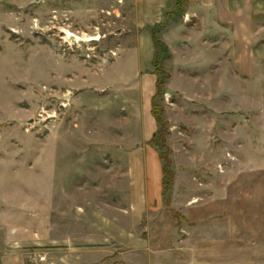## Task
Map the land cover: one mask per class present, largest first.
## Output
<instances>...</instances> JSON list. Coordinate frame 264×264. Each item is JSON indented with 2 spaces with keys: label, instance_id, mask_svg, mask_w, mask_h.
Instances as JSON below:
<instances>
[{
  "label": "rangeland",
  "instance_id": "374dc122",
  "mask_svg": "<svg viewBox=\"0 0 264 264\" xmlns=\"http://www.w3.org/2000/svg\"><path fill=\"white\" fill-rule=\"evenodd\" d=\"M127 4L0 0V261L15 252L22 264H52L81 253L83 264H124L118 231L129 223L143 235L155 224L147 215L139 224L122 211L129 206L120 196L124 172L137 157L129 154L135 147L123 150L119 135L135 138L140 131L131 117L147 93L131 86L128 108L101 117L75 109L74 91L63 84L74 62L111 65L139 47L141 33L125 19ZM256 30L253 75L230 74L232 60L225 76L191 60L192 84L177 77L171 85L187 91L166 85L155 101L167 122L172 171L176 161V167H201L209 182L218 172L229 180L236 165L253 159V227L264 228V29ZM167 53L162 63L170 74L169 48ZM133 63L121 61L111 79L120 80L123 72L133 78ZM154 72L150 62L144 74ZM224 79L219 92L217 82ZM218 96L226 99L223 110ZM159 129L150 120L141 132L149 139ZM197 135L208 136V152L195 146ZM165 194L171 206L170 190Z\"/></svg>",
  "mask_w": 264,
  "mask_h": 264
},
{
  "label": "crops",
  "instance_id": "0c3cea01",
  "mask_svg": "<svg viewBox=\"0 0 264 264\" xmlns=\"http://www.w3.org/2000/svg\"><path fill=\"white\" fill-rule=\"evenodd\" d=\"M178 2L127 0L125 19L128 26L141 33L136 41L139 47L111 65L74 62L67 69L68 77L72 76L68 82L66 78L63 82L74 91L71 98L75 109L101 117L128 108L131 86L134 91L147 93V98L145 96L143 104H138L137 113L131 117L140 131L135 138L126 132L125 139L119 135L123 150L135 147L128 153L137 157V162L124 172L120 196L129 206L122 211L135 216L137 223L140 224L147 215L154 218L155 224L143 235L134 234L129 223L120 231L112 226L120 239L119 256L124 264H264V228L253 227V181H249L253 180V159H248L244 166L236 165L231 179L227 180L225 174L218 172L212 182L204 179L206 172L201 167H176V161H173L171 206H167L159 148L149 142L153 135L148 139L146 133L141 132V129L145 131L147 123L150 125V120L158 126L152 116L158 76L155 72L149 75L150 78L144 74L150 62L153 63L154 29L164 25L157 37L171 50L173 62L169 70L172 76L166 84L171 90H186L184 87L172 88L177 77L187 85L192 84L187 70L197 63L204 62L212 74L225 76V63L232 60L230 74L251 76L255 58L252 45L261 32L256 29H264V0H188L184 13H179ZM128 59L135 61L133 78H127L123 72L120 80L113 81L109 72ZM191 60L196 63L190 67ZM136 75L141 79L134 80ZM216 89L224 92L225 79L217 82ZM112 96L117 99L115 105ZM217 100L218 108L223 110L226 99L218 96ZM127 120L125 124L128 125ZM205 138L197 135L193 142L201 151L206 149L208 152ZM180 152L183 153L182 149L177 148L176 153ZM235 174L238 177L234 178ZM6 256L0 264H22L15 252ZM73 256L74 259L57 258L52 264H83L86 260L81 253Z\"/></svg>",
  "mask_w": 264,
  "mask_h": 264
},
{
  "label": "trees",
  "instance_id": "16d2710c",
  "mask_svg": "<svg viewBox=\"0 0 264 264\" xmlns=\"http://www.w3.org/2000/svg\"><path fill=\"white\" fill-rule=\"evenodd\" d=\"M188 0H179V13H184V5L186 4ZM164 25H158L154 29V41H155V53H154V59H153V67L155 69L156 75L160 78H158L156 83V93L153 97V104H152V113L154 118L156 119L157 125L161 128L159 131L156 132V134L152 137V142L155 144L159 150H160V158L163 162V172H164V180H163V195L164 198L166 197V194L170 187L173 184L174 181V173L172 171V160L170 158L171 149L169 145L167 144V140L165 138V132L167 127V122L163 120V108L155 101V98L157 96L163 95L164 89L167 83V80L170 79L169 72H167V69L162 63V59H166L169 57L167 51L168 46L157 37L158 31L163 27ZM170 58V57H169ZM167 201H169V197L166 198Z\"/></svg>",
  "mask_w": 264,
  "mask_h": 264
},
{
  "label": "built area",
  "instance_id": "2783aa9c",
  "mask_svg": "<svg viewBox=\"0 0 264 264\" xmlns=\"http://www.w3.org/2000/svg\"><path fill=\"white\" fill-rule=\"evenodd\" d=\"M42 258V260L44 259V257H41Z\"/></svg>",
  "mask_w": 264,
  "mask_h": 264
}]
</instances>
